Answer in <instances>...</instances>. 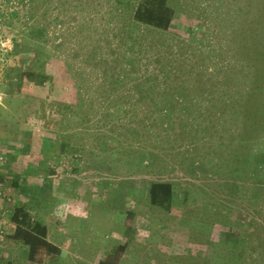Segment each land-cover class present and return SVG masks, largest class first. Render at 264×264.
Segmentation results:
<instances>
[{
    "label": "rangeland",
    "instance_id": "1",
    "mask_svg": "<svg viewBox=\"0 0 264 264\" xmlns=\"http://www.w3.org/2000/svg\"><path fill=\"white\" fill-rule=\"evenodd\" d=\"M138 1L0 0V155L36 192L21 200L7 180L14 204L46 224L47 239L61 249L43 264H97L126 240L119 264H264V186H251L256 198L247 179L225 193L224 95L200 89L216 71L224 75V0H168L175 12L167 31L137 26ZM127 34L141 64L158 49L165 92H107L101 73L123 64ZM249 48L241 47L245 57ZM112 51L114 63L96 62ZM36 53L42 60L31 64L40 74L23 67ZM66 61L80 75V103ZM162 97L174 106L167 126ZM102 134L111 138L106 152ZM159 180L174 186L168 212L149 203L148 185ZM2 219L0 264H27V248L8 238L12 225L0 209ZM226 223L239 233L236 243L225 239Z\"/></svg>",
    "mask_w": 264,
    "mask_h": 264
},
{
    "label": "trees",
    "instance_id": "2",
    "mask_svg": "<svg viewBox=\"0 0 264 264\" xmlns=\"http://www.w3.org/2000/svg\"><path fill=\"white\" fill-rule=\"evenodd\" d=\"M174 12L175 10L168 0H139L134 8L132 19L137 26L167 31L174 18ZM126 38L128 43L122 53L123 64L110 71L107 70L110 66L108 65L101 73V79L103 76L109 79L106 86H112L107 89V92L120 91L124 86H128L129 91L139 93L165 92L162 80L167 77V74L160 67L162 62L157 57L159 56L158 49L150 51L152 54L148 57L151 61L141 64L139 57L142 52L136 50L135 38L132 34H127ZM224 40H227L230 47L228 49L226 46L227 50L224 53V75L222 70L216 71L215 81L201 85L200 89L211 87L216 92L218 90L219 94L224 95L225 193L230 197L234 190L241 189L239 182H246L247 179V184L251 183L248 186L249 191H252L251 194H254L256 198L261 193L251 186L258 188L264 186V0H224ZM245 44L250 47L248 57H245L240 51ZM113 54V51L107 53L110 56L108 59L98 56L96 62L112 64L115 61ZM35 58L36 61L42 60L36 53L29 59L30 63L27 62L28 59H24L23 67H25L24 70H34L40 74L42 70H35V63L31 64ZM247 63L250 64L247 65ZM65 65L74 80V89L80 103L82 99L83 101L85 99L80 75L74 65L67 61ZM174 93L180 95L183 92L178 90ZM183 101H186L185 97ZM158 102L161 103L160 122L167 126L170 122L171 109L174 106L164 97L160 98ZM184 102L182 106L187 110L189 107ZM70 107L64 104L66 110ZM130 120L131 132L134 134L137 132L135 123L138 119L132 116ZM98 122H101V125L105 124L104 115ZM149 126L151 128V125ZM107 136L106 134L100 135V149L104 152L111 148L109 144L111 138ZM112 139L119 142L118 136ZM68 144L67 140L61 141L62 149L68 147ZM76 150L78 148H74V151ZM197 166L203 168L199 162ZM220 170L222 169L214 171V173L218 174ZM245 170H248L249 174L260 172L263 176L250 177ZM242 173L246 178L242 176ZM12 185L19 188V192L29 199L34 198L36 192L28 188L25 177H21L20 174H15ZM147 190L151 205L166 212L170 211L174 202V186L171 181H152ZM8 217L12 225V231L8 238L27 248V264H43L46 255L61 253L60 247L47 239V225L34 219L26 206L20 203L13 204ZM225 228V239L228 242L236 243L239 236L236 228L230 223H226ZM127 229H131L129 222L126 225ZM125 235L129 237L131 234L125 233ZM127 244L126 240L117 248H113L108 255L99 259L97 264H119ZM235 254H237L236 251ZM7 264L11 263L7 262Z\"/></svg>",
    "mask_w": 264,
    "mask_h": 264
},
{
    "label": "crops",
    "instance_id": "3",
    "mask_svg": "<svg viewBox=\"0 0 264 264\" xmlns=\"http://www.w3.org/2000/svg\"><path fill=\"white\" fill-rule=\"evenodd\" d=\"M9 151L11 152L12 158H14L15 157L14 155L16 154L17 151H15V149H13V147H10ZM0 157H1V155H0ZM5 158H6V160H4V161L0 160V176H1V178H3L4 182L7 185V182L6 181L7 180H13V179H15V174H17V172H19V171L13 166V161H10L11 162L10 163L9 161H7V157H5ZM28 176L29 175H27V177ZM31 177H34V176H31ZM28 184H30V182H28ZM28 188L30 189L29 186H28ZM19 195H20V198L19 199L22 200L23 198H25V197H23L24 194H21L20 193ZM0 204H1L0 205V209L3 210V213L4 214L5 213H8L9 214L10 209H11V205L9 203H6V202L5 203H0ZM24 206H26V205H24ZM2 222L4 223L5 221H3V219L0 220V228L1 229L5 228V226L3 225ZM4 235H5V232H4Z\"/></svg>",
    "mask_w": 264,
    "mask_h": 264
},
{
    "label": "built area",
    "instance_id": "4",
    "mask_svg": "<svg viewBox=\"0 0 264 264\" xmlns=\"http://www.w3.org/2000/svg\"><path fill=\"white\" fill-rule=\"evenodd\" d=\"M1 160V157H0ZM6 183L0 176V203H9L11 206L14 204L13 198L11 197ZM4 235L3 229L0 228V236Z\"/></svg>",
    "mask_w": 264,
    "mask_h": 264
}]
</instances>
